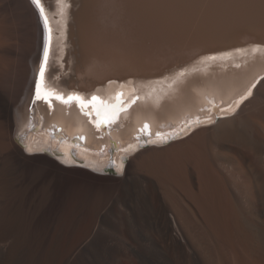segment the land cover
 I'll list each match as a JSON object with an SVG mask.
<instances>
[{
  "label": "bare ground",
  "instance_id": "6f19581e",
  "mask_svg": "<svg viewBox=\"0 0 264 264\" xmlns=\"http://www.w3.org/2000/svg\"><path fill=\"white\" fill-rule=\"evenodd\" d=\"M68 4L59 22L46 7L55 31L70 19L59 69L70 72L58 84L99 92L107 81L133 78L141 99L105 138L95 136L74 103H38L36 119L87 134L83 147L52 139L42 128L27 131L43 26L30 0H0V264H264V79L234 113L191 125L185 133L196 130L188 138L168 145L193 144L188 164L178 161L184 169L152 171L141 158L158 148L148 147L117 172L110 160L125 163L136 147L100 151L102 144L131 141L145 120L156 130L160 121L175 122L210 98L230 100L247 88L264 72V54L201 58L264 44V0ZM8 9L24 19L21 32ZM60 42L55 35L53 55ZM181 69L185 77L172 84ZM27 145L34 151H25ZM75 159L97 174L60 164ZM108 173L113 176H103ZM103 225L124 242L151 232L152 243L115 249L102 242Z\"/></svg>",
  "mask_w": 264,
  "mask_h": 264
},
{
  "label": "snow or ice",
  "instance_id": "6c2138e0",
  "mask_svg": "<svg viewBox=\"0 0 264 264\" xmlns=\"http://www.w3.org/2000/svg\"><path fill=\"white\" fill-rule=\"evenodd\" d=\"M55 3H56V7L59 9V15L61 17H65L67 14V8L70 6L68 4V0H55ZM30 4L33 5L35 9L38 10L39 16L43 20V25L47 32L46 43H45V47L43 51V62L41 63V66L39 69V79L35 84V99L43 100L47 102L49 106H51L53 97L56 100H59L64 105H70L72 102H77L83 114L89 117L92 115V113L88 111H84V109L88 105H92L93 107H96V103L98 102L101 108L103 109V113L101 111V108H97L95 115L99 119L93 120L92 123H94L97 128H100L106 124L115 123L119 119L120 113H126L127 109L130 108L132 104H135L138 100L141 99L140 96L135 95V92H136L135 88L131 89L130 99L128 100V102H125L124 100L123 91H118L114 97L109 98L110 101H114V102H105L101 100L100 97L95 96V95H93L91 99L88 101H85L84 98L81 97L77 93H72V94H69L67 97H65L64 95L58 94L52 90H48L43 86L45 71L48 66V61H49V52H50V48H51V44L53 40V36H52L53 29L50 26L49 16L46 12L44 3H42V0H30ZM234 51L236 53H241V54H246L249 51L252 54H255V53L264 54V45L257 44V45L252 46L250 50L246 48H237ZM231 56H232L231 52L219 53L216 55L202 57L201 62H208V61L215 62L217 60L227 59ZM240 66H241L240 64L235 65V67L237 68H239ZM186 73H187V69L177 72L175 76L171 78L172 84H176L178 81L184 78ZM165 79H168V78L166 77ZM260 79H264V77ZM109 83H113V82L110 81ZM258 83H259V79L253 82L245 90V92L242 93L238 98L233 99L231 103L227 105L226 108H220L219 105L213 104L212 109L219 110L225 116L228 115L229 113H234L243 103H245V101L249 100V98L253 96V90L257 87ZM209 111H211V109ZM204 122H211V117H206L205 121H202L199 117H196L193 120L187 121L185 128L193 124H200ZM147 128H148V125L145 124L144 127L140 129V133L143 136L148 137V139L146 140V143H151V144L167 143L169 140L176 138V136H178L180 132L185 130V129H180L179 131H176L174 133L157 132L155 134L156 138L152 139L151 133L145 131ZM139 138L140 137L138 136L137 139ZM80 139H83V137H80ZM135 147H136L135 145L130 144L127 149H124V151H128L129 149L135 150ZM25 151L31 153L34 151V149L30 145H27L25 146ZM113 164L116 167L117 172H120L123 169V163L119 165H115V162H113Z\"/></svg>",
  "mask_w": 264,
  "mask_h": 264
},
{
  "label": "rangeland",
  "instance_id": "374dc122",
  "mask_svg": "<svg viewBox=\"0 0 264 264\" xmlns=\"http://www.w3.org/2000/svg\"><path fill=\"white\" fill-rule=\"evenodd\" d=\"M6 15L9 17V19H10V21L11 22H13L14 23V26H15V29H18L20 32L22 31V29H23V26H24V24H25V22H24V19L22 20L21 19V17L19 16V14L16 12V11H14V10H10V9H8L7 11H6ZM65 63L63 62V65H64ZM66 72V73H65ZM70 72V70H67V71H64V73L62 72V75H66V74H68ZM34 77H35V74H34ZM198 129V128H197ZM196 130V129H195ZM195 130H191L190 132H188L187 134H184L183 136H181L180 138H178V139H176V140H174V141H172L171 143H173V142H176V141H179V140H182V139H186V138H188ZM171 143H169V144H167V145H160V146H156V145H150V146H147V147H143L141 150H138V151H136L135 153H130L129 155H127L126 156V161H125V163H126V166H128V164H129V162H130V160L133 158V157H135L138 153H140L141 151H143V150H145L146 148H148V147H156V148H158V151H157V149L156 150H152L153 151V153L155 152V154H153L152 153V151L150 152V151H147V152H145L143 155H142V158H141V160H142V162H143V160H144V162L143 163H145V164H149V167L151 168V170L152 171H156V172H158V173H160L161 171H162V173H168L169 172V169H170V173L173 171L174 172V170H180V169H184L185 168V166L188 164V162L190 161V159L189 158H191V152H190V150L192 149V143L191 142H188V141H186V142H184V145H180V143H183V142H179V143H176V144H174V145H172V146H170V148H169V146L168 145H170ZM190 145V146H189ZM188 146L190 147V148H188ZM167 147V148H166ZM180 148H182L181 150H179ZM168 149V150H167ZM187 149V151H185ZM188 149H190L189 151H188ZM177 150V151H176ZM177 152V153H176ZM184 152H188V154H186L187 156H182V155H184L183 153ZM149 154L150 155H152V158L149 156ZM175 154V155H174ZM172 155H174V156H172ZM190 155V156H189ZM143 156H145V158L143 157ZM180 156L181 157H183V159H181V161H180ZM150 158V160L148 159L147 160V158ZM175 157H177V158H175ZM184 158L185 159H187V160H184ZM54 159V158H53ZM153 159V160H152ZM179 159V160H178ZM148 162H147V161ZM151 160H152V163H151ZM175 160V161H174ZM150 161V162H149ZM155 161H156V163L159 165V166H156V163H155ZM178 161H180V162H184L183 164L185 165V166H183V164L181 163V165L179 164V162ZM186 161V162H185ZM58 162V161H57ZM128 162V163H127ZM60 163V162H59ZM151 163V164H150ZM160 163H163V164H161L162 165V167L160 166ZM60 164H62L63 166H65V167H67V168H82V169H85V170H88V171H90V172H92V173H95L94 171H92V170H89V169H87V168H84V167H77V166H66V165H64L63 163H60ZM177 165V166H176ZM179 165H180V167H179ZM125 166V168H127ZM182 166V167H181ZM155 167H156V169H155ZM159 167H161V168H159ZM177 167V168H176ZM124 168V169H125ZM176 172V171H175ZM95 174H97V173H95ZM98 175H100V174H98ZM110 174L108 173V174H105V175H103V176H109ZM110 176H113V174H111ZM119 233L116 231V230H114V229H112V228H110V227H108V226H106L105 227V225H103V228H102V230H101V234H100V236L103 238H101V240H102V242H103V240H104V244H106V245H108V246H112V247H114L115 249H119V248H122L124 245L125 246H128V245H133V246H147V245H149V244H151L152 243V238H153V234L150 232V233H148V235L147 234H145V233H142L140 236H138V239L137 240H129V241H123L121 238H120V234L118 235ZM149 239V240H148ZM106 240V241H105ZM122 240V241H121ZM109 243V244H108ZM122 246V247H121ZM127 264H137V262H136V260H134V259H128L127 260Z\"/></svg>",
  "mask_w": 264,
  "mask_h": 264
}]
</instances>
